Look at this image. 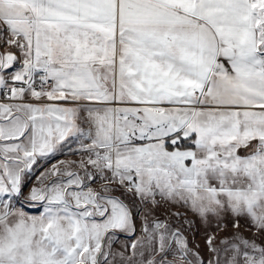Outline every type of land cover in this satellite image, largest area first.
Wrapping results in <instances>:
<instances>
[{"label":"snow or ice","instance_id":"1","mask_svg":"<svg viewBox=\"0 0 264 264\" xmlns=\"http://www.w3.org/2000/svg\"><path fill=\"white\" fill-rule=\"evenodd\" d=\"M0 264H264V0H0Z\"/></svg>","mask_w":264,"mask_h":264},{"label":"rangeland","instance_id":"2","mask_svg":"<svg viewBox=\"0 0 264 264\" xmlns=\"http://www.w3.org/2000/svg\"><path fill=\"white\" fill-rule=\"evenodd\" d=\"M188 215H189L190 218L195 219L194 217L191 216V213H188ZM200 231H201V234L196 236V242L202 244V241H203V235H202L203 229H201Z\"/></svg>","mask_w":264,"mask_h":264}]
</instances>
